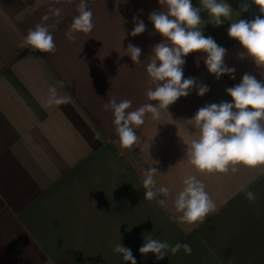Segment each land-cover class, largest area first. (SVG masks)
Wrapping results in <instances>:
<instances>
[{"label":"crops","instance_id":"0c3cea01","mask_svg":"<svg viewBox=\"0 0 264 264\" xmlns=\"http://www.w3.org/2000/svg\"><path fill=\"white\" fill-rule=\"evenodd\" d=\"M201 7L200 0H191ZM237 20L260 13L252 0H225ZM250 4L241 11L242 3ZM79 0H0V264H129L113 251L115 244L131 249L136 264H264V166L237 172L200 174L186 157L187 145L198 131L185 121L212 103L232 102L226 89L245 73L264 82V68L242 53L228 36L231 21L216 26L201 10V31L227 52L225 65L235 78L211 74L206 54H188L183 78H195L209 91L199 96L193 87L136 129L139 145L118 143L113 116L103 105L111 97L130 99L135 109L148 103L146 63L152 48L163 41L149 15L165 11L159 0H88L95 25L91 33L65 37ZM60 9L59 17L52 14ZM48 16L47 20L43 18ZM137 17L146 30L132 36ZM232 19H236L234 14ZM43 23L52 31L56 51L41 53L19 47L30 28ZM141 50L136 65L127 46ZM49 86L71 96L68 104L47 107ZM153 161L155 163H153ZM155 167L157 185L172 189L168 210L144 199L143 170ZM196 175L216 204L199 226L169 219L182 180ZM255 193L249 201L246 192ZM147 236L183 248L156 259L139 248Z\"/></svg>","mask_w":264,"mask_h":264},{"label":"clouds","instance_id":"9594fccd","mask_svg":"<svg viewBox=\"0 0 264 264\" xmlns=\"http://www.w3.org/2000/svg\"><path fill=\"white\" fill-rule=\"evenodd\" d=\"M159 3L166 10L153 11L149 15L155 32L163 37L162 42L153 46L152 55L146 63L150 86L146 89L145 96L149 102L133 109L130 99L117 101L113 96L103 105L104 110L111 112L113 116L112 124L117 137L114 143L124 149L140 144L141 138L136 134V129L145 124L147 116L150 115L153 121L159 120L162 111L167 112L168 107L179 98L188 96L193 87L197 89L199 96L209 91L207 85L197 84L195 78H183V66L186 62L184 57L188 54H206L204 63L217 79L224 74L235 78V69L227 67L224 62L227 50L218 45L213 37H206L201 31V10L207 11L209 22L216 26L222 25L224 20L231 21L228 36L237 40L245 50L241 56H248L257 66L264 68V0H252L262 14L252 20H237L238 13L225 0H200L199 8L194 7L191 0H159ZM249 7L250 4L244 2L241 11L246 12ZM51 11L54 16L61 15L58 8ZM77 13L65 32L69 41L76 39V33L88 34L95 27L88 0H79ZM234 14L236 19L233 20ZM43 19L47 20L48 16ZM133 20L135 26L131 35L142 34L146 25L137 17ZM50 27L54 26L36 24L28 30L19 47L30 48L34 52L54 53L56 44ZM124 53L131 57L134 64L141 65L142 50L138 46L129 44ZM226 92L232 102L224 101L201 107L192 119L184 122L188 132L189 127L198 130L189 132L192 138L185 143L186 157L197 173H234L239 170V165L249 169L264 166V82L245 73L242 81L227 88ZM71 99V96L60 95L56 86H49L44 104L47 107L60 106L70 103ZM157 173L155 167L143 170L144 199L155 201L161 208L168 210L167 197L172 189L157 185L154 178ZM182 185L172 201L173 214L169 219L195 228L216 211V204L204 182L196 175H187L182 180ZM246 196L249 201L256 198L251 191H247ZM181 248L185 254L190 255L192 252L188 243L173 246L167 241L147 236L139 252L142 255L152 253L159 260L169 253L176 255ZM113 251L122 255L125 262L136 264L131 249L117 243Z\"/></svg>","mask_w":264,"mask_h":264}]
</instances>
